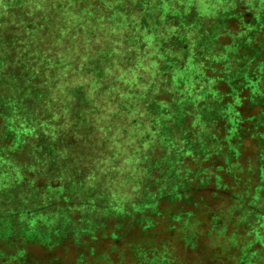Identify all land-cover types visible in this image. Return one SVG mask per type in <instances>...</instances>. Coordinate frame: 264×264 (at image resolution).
<instances>
[{"label":"rangeland","instance_id":"rangeland-1","mask_svg":"<svg viewBox=\"0 0 264 264\" xmlns=\"http://www.w3.org/2000/svg\"><path fill=\"white\" fill-rule=\"evenodd\" d=\"M70 2L99 5L100 0H0V112L5 115L2 104L12 109L11 102L15 100L13 120L17 121L18 117L21 123L17 127L15 122L8 121L7 126L5 119V126L1 129L0 113V147L10 144V138L13 139L14 135L17 147L20 142L26 143L19 149L25 153L28 144L36 142L28 154L41 165L42 171L38 174L59 184L47 187L40 194L31 190L32 184L22 183V173L8 167L9 162L4 154L7 151L0 148V187L3 188V183H9L7 193L11 196L9 200L0 198V213L20 214L21 219L28 217L31 220L30 228L40 225L46 235H61L54 239L45 238L44 244L47 246L37 243L25 250L18 245L12 253L7 252V246L0 247V264H234V257L228 259L230 249L222 250L223 245H219L217 239L207 237L200 240L202 252L199 251L197 255V250L186 246L184 239L185 236L192 240L195 233L181 235L182 232H177L170 239L159 227L151 236L141 233L143 237L134 234L117 240L109 238L110 232H106V227L116 225L119 216L129 214L128 210L135 213L153 207L160 195H172L178 190V179L185 173L184 154L195 149L197 143H202L205 135L195 124L200 112V108L196 107L199 101L181 107L173 100L184 101L186 93L183 90L188 86L185 81L189 78L195 85L193 95L204 94L202 87L208 93L207 85L215 79L204 77L201 80L197 69L200 64L204 65L203 73L207 66L230 65L229 62L233 65H260L261 69L264 66V26L257 20L255 24H248L243 14L235 13L240 9L249 11L240 0H235L238 7L230 14L218 13L216 17L200 18L203 23L197 19L199 14L195 7L186 17L182 7L180 16H173L171 12L165 14L162 9L156 13L154 20L157 27L160 25L159 17L164 16V22L176 29L177 33L169 40L160 39V53L164 54L166 49L183 53V59L175 55L164 60L152 57L161 73L159 81L171 82L177 72L184 75L178 77V93L164 92L165 85L162 83L156 100L151 103L146 101L141 110L151 112L153 116H172L161 135H166L165 142L173 140L177 147L172 148L169 144L166 148L157 142L148 150V159L136 163L132 159L136 155L135 150L126 147L120 138L115 140V145L112 140L117 127L126 123L120 116L126 109L119 104L123 95L114 99L108 93L117 83L125 84L133 75L139 82V73L131 60L124 57L128 61L125 66L119 57L121 37L116 32H109L119 21L108 18L112 16L109 10H104L105 19L97 23L95 19L79 18L83 6L72 12L76 19L62 16L52 8L53 4L59 7ZM151 2L140 0L133 11L143 12V4ZM175 2L177 0H156V3ZM187 2L184 0V3ZM37 4L51 10L36 9ZM249 12L256 19L255 11ZM222 23H229L233 29L240 31L229 33L230 36L225 32L223 35L227 37H224L221 34L224 31L220 27ZM194 24H200L199 32L189 38L190 29L187 26ZM138 27L146 30L148 20L141 19ZM160 31L165 29L160 28ZM241 32H246V35L241 36ZM144 38L145 42L140 45L141 52H150L152 49L147 40L150 38L154 46L155 32L145 31ZM228 42L229 45H225ZM123 44L127 45L128 40L124 39ZM247 45H252V50L246 55L240 54V50ZM192 52L196 54L192 58V71L186 72ZM208 53L217 59H206ZM221 55H226L227 59L220 60ZM114 65L117 67L114 68ZM121 75L124 80L118 79ZM166 86L171 87V83ZM210 93L212 96L217 92L212 89ZM54 94L57 96L55 101L52 99ZM159 103L169 104L171 111L159 108ZM65 111L67 115L62 114ZM173 112L177 115H172ZM33 122L39 124L35 130L29 127ZM152 131H156L155 125H152ZM144 142H147L146 137ZM41 162L52 167H45ZM133 166L137 179L129 184V171L126 169L130 170ZM31 169L35 170L34 167ZM117 181L122 184L118 195ZM12 186H15L13 191L10 190ZM114 195L116 199H113ZM121 196L130 197L123 203L124 211L119 210L117 203ZM0 197L3 195L0 194ZM35 209L36 212L33 211ZM196 230L194 225H183V231ZM104 233L106 237L101 236ZM96 236L97 239L94 238ZM143 241L164 242L166 247L160 249L173 252L175 261L169 259V253L167 259L166 253H160L163 258L150 254L137 256L133 245ZM223 243L228 246L225 241ZM232 245L233 251L239 246Z\"/></svg>","mask_w":264,"mask_h":264},{"label":"trees","instance_id":"trees-1","mask_svg":"<svg viewBox=\"0 0 264 264\" xmlns=\"http://www.w3.org/2000/svg\"><path fill=\"white\" fill-rule=\"evenodd\" d=\"M235 13L243 14L242 17L248 24L256 22L249 11L240 9ZM220 27L224 30L221 31L224 37H227L223 35L225 32L230 36L229 33L240 31L233 29L229 23H222ZM225 45H229V42ZM251 48L252 45H247L240 50V54H248ZM229 64L211 65L204 69L205 78L215 79L212 89L221 99H212L208 92V98L196 105L200 108L201 121L210 131L202 143H197L195 149L184 154L185 173L178 179V190L172 195H160L153 207L140 209L135 213L128 210L129 214H121L116 225L106 227V232H110L109 238L118 240L141 233L151 236L156 228L161 227L170 239L177 232H182L181 235L197 234L196 237L193 235L192 240L184 236L186 246L197 250V255L200 254L199 251L202 252L200 240L210 237L223 245L222 250L230 249L227 252L228 259L234 257L237 260L233 261L234 264H264V220H261L264 217V87H261L264 85V72L260 71V65ZM253 85L259 91L254 90ZM237 99L240 100L239 104L235 103ZM229 105L234 106V112L228 111ZM5 106L6 104H2L5 115L0 112L1 129L5 126V119L7 126L8 121L15 122L17 127L21 126L20 122L13 120L15 116L11 107L7 109ZM232 129H235V134ZM188 138L187 134V141ZM7 140L9 141L8 138ZM35 143H29L25 153L19 149L26 143L20 142L17 147L14 135L13 139L10 138V144L0 148L7 151L4 154L5 160L9 162L8 167L19 170L24 179L22 183L32 184L31 190L40 194L47 187L59 184L54 179L49 180L45 175L38 174L42 171L41 165L28 154ZM41 164L52 167L51 164ZM33 167L35 170L31 169ZM3 185V188L0 187L3 197L0 198L9 200V183ZM14 188L12 186L10 190L13 191ZM33 211L36 212V209ZM30 224L31 220L28 217L21 219L20 214L0 213V247L7 246V252L12 253L18 245L27 250L32 244L45 245V238L61 237L57 233L46 235L42 231L43 227L36 225L30 228ZM184 224L194 225L197 230L183 231ZM106 235L104 233L101 236ZM94 238L97 239L98 236ZM232 244H239L235 251L231 248ZM133 247L139 257L150 254L163 258L160 253H166L167 259L169 253V259L175 261L173 252L162 251L166 247L164 242L143 241L135 243Z\"/></svg>","mask_w":264,"mask_h":264},{"label":"clouds","instance_id":"clouds-1","mask_svg":"<svg viewBox=\"0 0 264 264\" xmlns=\"http://www.w3.org/2000/svg\"><path fill=\"white\" fill-rule=\"evenodd\" d=\"M139 3L140 0H100L99 5L92 3L82 5V3L74 2L61 4L59 7L55 4L52 5V8L59 12L62 16H71L73 19H76L77 17L72 16V12L81 9L83 6V11L79 12V18L88 20L95 19L96 22L99 23L105 19L106 13L104 10H109L112 12V16L108 18L114 21H119L114 28L109 29V32H116L117 35L121 37V51L119 53V57L125 66H127L128 61L124 60V57H128L131 60L132 65L136 68V72L139 73V82H137L135 75H133L126 81L125 84L117 83L116 86L111 88L108 93V95L113 96L114 99L123 95V99L119 100V104L123 105L126 109V111L120 113L121 119L126 120V123L117 127L116 135L112 138V140L115 145V140L120 138L123 140L126 147H130L135 150L136 155L132 159L135 160L136 163H139L142 160H147L148 150H150L157 142L163 144L166 148L169 144L172 148L177 147L173 140L168 139L167 142H165L167 139L166 135H161L162 129L167 126V121L171 120L172 116L165 117L162 114L153 116L151 112L141 110V106L145 104L146 101L151 103L156 100V95L161 92L162 83L165 85L163 89L164 92L173 94L178 93L180 83L178 77L184 75V73L177 72V76L174 77L171 82L167 80L159 81L161 73L157 68L156 63L152 60V57L157 56L161 60H164L165 57L175 55L180 59H183V53H173L170 49H166L164 54L160 53V39L169 40L172 35L177 33L176 29L164 22V16L159 17L160 25L157 27L154 20L156 13L162 9L165 14L171 12L173 16H180L182 7L183 15L186 17L191 12L192 8L195 7L197 13L199 14L197 19L200 20V23H203V20L200 18L216 17L218 13L230 14L231 10L238 7L235 0H231V2H229V0H216V2H211L210 0V2L207 3H205L204 0H188L187 3H184V0H177L175 3H156V0H152L151 3L143 4V12L133 11ZM240 3L246 4L249 11L254 10L257 22L260 23L261 26H264V0H240ZM35 8L44 11L51 10L42 4H37ZM141 19L148 20V27L144 31L138 27ZM160 28L165 29V31H160ZM187 28L190 29V31H188V35L189 38H191L192 35L199 32L200 24L190 25L187 26ZM245 28H248V26H245ZM145 31H154L156 36V44L154 46L150 38L147 40L149 48L152 49L150 52L147 50L145 52H141L140 49V45L145 42ZM165 32L167 34H165ZM240 35H246V32H241ZM124 39L128 40L127 45L123 44ZM189 51H191V49H189ZM229 51H234V49H229ZM195 55V52H192L191 57L188 59V67L185 70L186 72L192 71V58H194ZM206 59L216 60L217 57L208 53ZM219 59L226 60L227 56L221 55ZM145 64L148 65L147 68L144 67ZM115 67L117 66L114 65V68ZM203 68V64L197 66L201 80L204 78V73L202 71ZM260 71L264 72V66L261 67ZM129 72H131V69H129ZM125 75H127V73ZM118 79L124 80V76L121 75ZM185 82L188 85L183 90L184 93H186L185 99L184 101H177L174 99V104H179L183 107L184 104H196L198 101L208 98L203 87L201 88V92L204 94L193 95V88L195 85L193 84L191 78L187 79ZM199 82L200 81H197V83ZM168 83H171V87L166 86ZM214 83H216V81H212L207 85V92H212V84ZM257 83H259V81H257ZM252 87L254 90L259 91L255 85ZM261 87H264V85H261ZM128 93H131V95H128ZM149 93H151V95H149ZM52 99L55 101L57 96L54 94ZM212 99L218 100L221 99V97H219L216 93H212ZM11 103L13 116H15L16 101L13 100ZM235 103L239 104L240 100L237 99ZM158 106L159 108L169 109L171 111V106L167 103H159ZM228 111L234 112V106L229 105ZM62 114L67 115L66 111ZM172 115H177V113L173 112ZM133 121H136V123L133 124ZM17 122H19L18 117ZM25 123H27V121H25ZM195 124L199 126L200 132L204 135L207 136L209 134L210 130L205 128V125L200 120L199 115L196 116ZM152 125L156 126L155 132L152 131ZM29 127H32L33 130H35L36 127H39V124L33 122V124H29ZM232 132L235 134V129H232ZM125 133L127 134L126 138ZM145 137L147 138L146 143L144 142ZM141 144H143V147H140ZM119 151H123V149H119ZM169 151H171V149H169ZM180 151L183 153L182 147L180 148ZM205 159H207V157H205ZM131 162L132 161H129V163ZM177 163L181 162L177 161ZM115 171L119 172L120 169H116ZM126 171H129L130 177L127 182L131 184L137 179L136 169L133 166L132 169H126ZM5 179H7V177H5ZM116 187V195H118L119 188L122 187V184L117 181ZM137 187H139V185H137ZM116 195L113 196V199H116ZM126 199H130V197L121 196L117 201L120 205V211H124L123 203ZM261 220H264V217H261ZM262 242H264V238H262Z\"/></svg>","mask_w":264,"mask_h":264}]
</instances>
